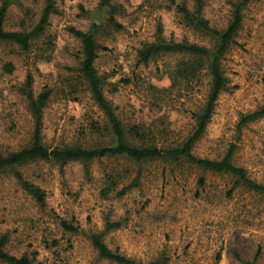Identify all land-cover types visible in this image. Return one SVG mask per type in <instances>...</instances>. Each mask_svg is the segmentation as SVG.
<instances>
[{"label": "rangeland", "instance_id": "374dc122", "mask_svg": "<svg viewBox=\"0 0 264 264\" xmlns=\"http://www.w3.org/2000/svg\"><path fill=\"white\" fill-rule=\"evenodd\" d=\"M54 1L57 12L29 51L0 44V146L4 150L18 149L31 138L33 121L19 90L28 74L35 93L45 87L52 90L42 128L48 146L91 145L98 139L90 135L89 126L100 111L79 78L81 45L68 30L85 31L92 22L100 25L96 67L105 77V95L124 124H139L164 141L180 140L191 132V111L201 104L206 86L182 97L174 90L160 92L169 87L167 71L179 57L169 55L148 64L137 60L141 44L155 39L158 22L166 38L209 45L206 37L180 21L175 7L165 8L166 0H111L115 10L110 12L99 10V0ZM233 1L205 0L203 16L223 28ZM44 2H14L7 27L34 25ZM243 14L237 44L223 59L230 90L219 96L193 152L216 158L233 144V161L264 184V118L237 131L241 114L264 104V0H250ZM7 63L13 65L11 72L5 70ZM15 171L45 192V202L40 205L27 194L14 171L1 174L0 236L9 235L10 253L36 251L42 264H116L99 258L87 235L90 230H104L107 220H121L118 229L106 231L105 242L144 262L162 255L165 264H248L258 255L255 263L264 264V196L233 188L229 175L200 172L184 163L158 160L138 166L116 158L86 164L41 160ZM116 171L125 173L123 183L140 171L139 184L122 197L103 196L106 174ZM200 175L203 185L198 182ZM61 220L78 225L79 232H64ZM52 239L58 245H51Z\"/></svg>", "mask_w": 264, "mask_h": 264}, {"label": "trees", "instance_id": "16d2710c", "mask_svg": "<svg viewBox=\"0 0 264 264\" xmlns=\"http://www.w3.org/2000/svg\"><path fill=\"white\" fill-rule=\"evenodd\" d=\"M14 2H19V0H0V44H12L26 52L31 48L32 42L44 34L50 16L56 13L57 9L54 0H45L34 25L11 29L7 27V15ZM166 2L165 8L175 7L180 21L186 27L206 37L209 45H200L187 39L166 38L163 24L158 22L155 39L141 44L137 51V60L138 63L148 64L150 61L169 55L179 57L174 67L167 71L170 80L169 87L160 92L174 90L178 97H182L195 88L206 86V94L201 104L191 111L193 119L191 132L180 140L164 141L159 140L139 124H124L117 113V107L105 95V77L96 67V59L101 48L96 38L100 25L92 22L90 29L85 31L69 27V32L80 41L81 45L77 68L79 78L85 83L94 105L100 111L99 117L94 119L89 126L90 135H97L98 139L91 145L65 143L54 147L48 146L43 141L42 128L44 109L52 90L45 87L39 93H35L32 88V75L28 74L19 90L33 121L31 138L26 145L15 150H4L0 146V176L9 170L14 171L17 180L27 194L40 205H44L45 192L27 181L19 171H15L17 167L41 160L54 161L59 164L80 161L86 164L94 159L116 158L138 166L146 162L161 160L165 163L191 165L200 172L229 175L234 179L233 188L243 187L264 196V184L252 179L244 167L233 161V144L221 157L203 158L193 152L195 144L202 138L211 121L219 96L230 90L223 59L230 48L237 44L236 37L243 26V11L250 0L232 2L229 20L223 28L211 25L209 20L203 16L205 0H166ZM109 9L110 12L115 10L111 0H99L100 11ZM111 21L116 27H120L114 21L113 16ZM21 24L24 25V21ZM5 70L11 72L13 65L5 64ZM259 118H264V104L255 110L241 114L237 122V131H241L249 122ZM105 177V186L101 190L103 196L122 197L139 184L140 171L128 183H123L125 173L122 171L107 173ZM198 182L199 185L204 184V178L201 175ZM231 191L232 189L228 191V195ZM59 224L64 232H79L78 225L66 220H61ZM121 225V220H107L104 230L88 232L87 237L96 249L99 258L116 264H165L167 262V258L162 255L144 262L110 248L105 242V233L118 229ZM8 242L9 235L2 234L0 236V264H42L37 259L36 251L23 252L19 255L10 253L7 249ZM51 245H58V241L52 239ZM257 256L248 264H256Z\"/></svg>", "mask_w": 264, "mask_h": 264}]
</instances>
